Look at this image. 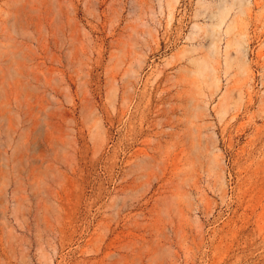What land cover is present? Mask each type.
<instances>
[{
	"label": "rangeland",
	"instance_id": "rangeland-1",
	"mask_svg": "<svg viewBox=\"0 0 264 264\" xmlns=\"http://www.w3.org/2000/svg\"><path fill=\"white\" fill-rule=\"evenodd\" d=\"M0 264H264V0H0Z\"/></svg>",
	"mask_w": 264,
	"mask_h": 264
}]
</instances>
